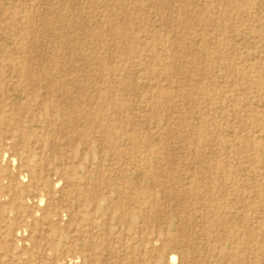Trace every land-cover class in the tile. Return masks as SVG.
I'll use <instances>...</instances> for the list:
<instances>
[{
    "label": "rangeland",
    "instance_id": "obj_1",
    "mask_svg": "<svg viewBox=\"0 0 264 264\" xmlns=\"http://www.w3.org/2000/svg\"><path fill=\"white\" fill-rule=\"evenodd\" d=\"M263 20L0 0V264H264Z\"/></svg>",
    "mask_w": 264,
    "mask_h": 264
},
{
    "label": "bare ground",
    "instance_id": "obj_2",
    "mask_svg": "<svg viewBox=\"0 0 264 264\" xmlns=\"http://www.w3.org/2000/svg\"><path fill=\"white\" fill-rule=\"evenodd\" d=\"M264 21V20H263ZM198 40V39H197ZM66 47V46H65ZM66 49V48H65ZM241 50V49H240ZM203 59V58H202ZM244 64V63H243ZM117 70V69H116ZM14 76V75H13ZM15 77V76H14ZM243 86H244V84H243ZM245 87V86H244ZM61 92V91H60ZM18 93H20V92H18ZM22 95V94H21ZM18 96V95H17ZM19 99V97H15L14 98V103L17 101ZM21 99V98H20ZM20 102V101H19ZM264 105V104H263ZM73 106V105H72ZM74 110V109H73ZM75 111V110H74ZM197 123H199V122H197ZM32 128V127H31ZM124 146V145H123ZM112 183V182H111ZM117 183V182H116ZM142 184V183H141ZM113 185H114V182H113ZM188 185V184H187ZM128 186V185H127ZM179 199V198H178ZM124 202H126V201H124ZM179 202V201H178ZM135 204V203H134ZM180 204V203H179ZM130 206V205H129ZM132 207V206H131ZM180 208H181V206H180ZM142 208H140V210H141ZM180 220V219H179ZM178 221V220H177ZM228 233V232H227ZM179 235V234H178ZM181 252H182V250H181ZM180 256V255H179ZM177 257V256H176ZM175 257L172 255L171 257H170V262L171 263H173V264H175Z\"/></svg>",
    "mask_w": 264,
    "mask_h": 264
}]
</instances>
